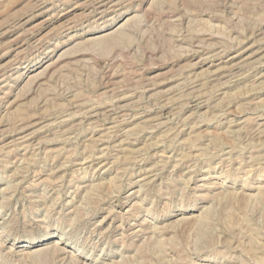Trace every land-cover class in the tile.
<instances>
[{"label":"rangeland","instance_id":"rangeland-1","mask_svg":"<svg viewBox=\"0 0 264 264\" xmlns=\"http://www.w3.org/2000/svg\"><path fill=\"white\" fill-rule=\"evenodd\" d=\"M0 264H264V0H0Z\"/></svg>","mask_w":264,"mask_h":264}]
</instances>
